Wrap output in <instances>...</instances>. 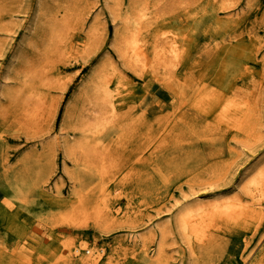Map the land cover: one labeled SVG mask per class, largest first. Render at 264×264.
<instances>
[{"label": "rangeland", "instance_id": "374dc122", "mask_svg": "<svg viewBox=\"0 0 264 264\" xmlns=\"http://www.w3.org/2000/svg\"><path fill=\"white\" fill-rule=\"evenodd\" d=\"M207 1L0 0V256L5 264H80L72 252L79 245L84 251L103 248V264L264 261V220L248 229L206 219L196 253L173 220L193 199L232 197L250 168L264 160V77L252 89L263 124V137L252 142V150L237 139H227L224 148L218 136L194 127L189 133L182 125L165 141L180 129L188 141L175 146L172 139L165 147L160 138L181 114L180 95L165 84L162 64L143 77L127 69L117 51L124 44L127 15L143 12L133 32L148 60L155 46L159 51L178 39V46L185 41L183 57L190 55L184 66L195 59L211 61L215 43L222 42H244L248 53L253 46L250 55L262 62L264 0H230V8L212 10ZM239 46L228 54L238 64L250 60L238 53ZM110 64L116 68L115 85L119 72L131 83L121 91L118 113L96 123L89 117L93 102L86 87L94 69ZM257 70L264 75V66ZM211 111L199 128H220L219 110L211 106ZM79 139L87 143L75 145ZM70 145L76 149L70 151ZM29 180L36 186L30 193L24 186ZM240 190L247 204L248 195ZM41 191L43 203L29 196ZM168 221L172 227L160 262L158 226ZM130 232L146 237L149 249L130 244ZM25 249L29 255L18 260ZM221 251L227 253L221 257Z\"/></svg>", "mask_w": 264, "mask_h": 264}, {"label": "bare ground", "instance_id": "6f19581e", "mask_svg": "<svg viewBox=\"0 0 264 264\" xmlns=\"http://www.w3.org/2000/svg\"><path fill=\"white\" fill-rule=\"evenodd\" d=\"M212 0L207 1L208 9L212 10V7L218 9L230 8V0ZM135 16V17H134ZM145 18V13L141 12L139 15L128 14L126 17L127 31L125 34L124 44L118 47L119 58L123 60V65L136 73H140L143 77L148 73V70L154 72L160 68L159 64L165 68V75L163 77L165 84H167L171 93H176L179 96V105L183 108L180 116H175L177 120L171 122V125L167 127L166 134L160 138L165 142L164 146L168 147L172 139L178 146L179 143L188 139L183 137V134L187 133L183 129L179 130L169 141L167 135L172 133L170 131L175 127L189 128V133H195L193 128L201 129L203 134H208L210 137L218 136L221 139L222 145L227 147V139L239 140L244 148L252 150L253 144L261 139L262 136V116L260 112L258 97L254 93L253 88L260 87L263 84L262 78L264 75L258 73L257 66H264V57L262 62L256 57H252L255 54V48L252 46L247 52V45L244 42H239L237 45H226L222 42L221 45L215 43L213 50H216L214 57L211 61H204L202 59L191 60L189 65H185L186 58L190 59V55L186 58L183 57V48L178 46V39L168 46L161 47L158 51V47L155 46V55L152 60H148L146 54L143 52L141 46L137 42L136 36L133 32V24L135 20H142ZM177 46L179 50H177ZM242 57L250 58L245 63H237L228 59V54L237 48ZM182 52V53H181ZM252 56H251V55ZM218 58L221 59L222 65L218 64ZM147 59V60H146ZM159 61V62H158ZM189 61V60H188ZM230 61V63L228 62ZM110 66V68H109ZM204 66V69L198 70V67ZM212 67V69H210ZM215 67V69H213ZM220 67V68H219ZM181 68H184L181 70ZM219 68V69H218ZM150 72V73H151ZM116 74V68L110 64L105 67H99L94 69L87 83L86 90L91 93L93 105L91 106V115L94 122L104 121L105 117H108L111 113L118 111L120 108V101L124 99L123 91L127 89V85L130 81H127L126 77L121 72L118 74L117 84L113 83L112 75ZM181 77H184L183 79ZM216 83V84H215ZM220 84L219 87L215 85ZM215 86V87H214ZM123 87V88H122ZM126 87V88H124ZM220 90V91H219ZM213 103V104H212ZM211 106L216 107L218 111L217 119H220V128H210L207 124H203L200 127L205 118H209L213 115L211 113ZM109 108L112 109L109 111ZM118 113V112H117ZM110 116H113L110 115ZM189 123V124H188ZM224 123V127H223ZM182 125V126H181ZM220 129V130H219ZM218 131V132H217ZM80 134L85 132L82 128L79 129ZM217 132V134H216ZM247 135H244V134ZM216 134V135H215ZM244 135V136H243ZM190 138V137H189ZM191 140H193L191 138ZM167 142V143H166ZM86 144L85 140L79 139L75 142V145L83 147ZM75 145H70L69 150L76 149ZM170 148H172L170 146ZM68 149V148H67ZM176 152V148H174ZM178 152V150H177ZM153 162V161H152ZM78 164V162H75ZM154 163V162H153ZM28 192L36 186L33 182L25 181ZM242 192L248 195L247 204L245 199L240 197V189ZM232 197L221 196L211 201H199L193 199L190 202L185 203L179 208L178 212L174 216V224L176 229L182 235L187 244L192 245V251L196 253L195 243L199 244L204 232L203 227L206 219H211L210 222L217 223L218 225H240L248 229L255 228L258 223L261 224L264 220V160L257 162L255 166L250 168L246 174V178L241 181L240 186L236 187L233 191ZM29 196L37 199L40 202L45 201L43 192L29 194ZM119 210L117 209L116 212ZM150 222V223H149ZM149 227L153 228L151 218L147 221ZM54 224V223H53ZM203 225V227H202ZM172 225L170 222H164L158 226V232L160 241L157 250V261L162 260L164 252V241L171 232ZM154 232V231H151ZM201 238V239H200ZM127 241L134 247L149 249L146 237L138 236L133 232H130L127 236ZM85 244V243H84ZM247 245L244 242L243 245ZM29 245V244H28ZM27 247V244L25 245ZM86 246L79 245L72 249V252L77 254L80 264H103L101 261L102 253L105 251L103 248L95 250L87 248ZM222 247H226L225 245ZM228 247H226V250ZM28 249H25L24 254H20L19 259H23L24 255H29ZM22 252V251H21ZM227 252L221 251V257ZM261 260V258L259 259ZM0 264H5V259L0 256ZM264 264V261L259 262Z\"/></svg>", "mask_w": 264, "mask_h": 264}]
</instances>
